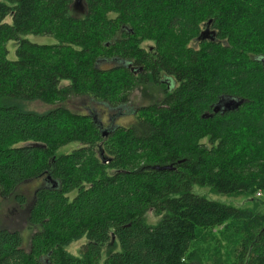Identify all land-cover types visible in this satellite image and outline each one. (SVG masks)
I'll list each match as a JSON object with an SVG mask.
<instances>
[{
	"label": "trees",
	"instance_id": "obj_1",
	"mask_svg": "<svg viewBox=\"0 0 264 264\" xmlns=\"http://www.w3.org/2000/svg\"><path fill=\"white\" fill-rule=\"evenodd\" d=\"M75 3L0 1V195L42 182L30 203L17 194L29 247L0 229V264H264V0H82L84 14ZM149 88L162 99L131 110ZM223 99L244 103L214 113ZM38 102L54 108L29 109Z\"/></svg>",
	"mask_w": 264,
	"mask_h": 264
},
{
	"label": "rangeland",
	"instance_id": "obj_2",
	"mask_svg": "<svg viewBox=\"0 0 264 264\" xmlns=\"http://www.w3.org/2000/svg\"><path fill=\"white\" fill-rule=\"evenodd\" d=\"M1 1V0H0ZM85 10L83 11L84 14ZM81 13V12H80ZM7 23H11V18L6 19ZM26 39L34 44L38 45H55L56 41L50 36H28ZM151 44H144L143 47L146 48ZM7 49L9 51L8 59L9 60H15L16 59V53L15 49L16 46L13 43H9L7 45ZM108 68H111V65L107 66ZM163 95L160 89H154L149 88L146 91H138L135 92L131 96V104L128 107H131V110H135L138 107L147 106L151 102L154 103L156 101H159L162 99ZM65 105L68 109H71L74 112L87 114L88 112L85 110V108L82 106L81 101L76 98L70 99L69 102H67ZM54 107L42 104L40 102L33 103L29 105V109L37 111V112H46ZM98 112L102 113L101 109L97 110ZM115 115V114H113ZM132 114L130 116H127L125 118H122L123 120H120L119 124L122 126H129L131 122L134 121V117H132ZM78 148V144H71L68 146H65L58 150L57 155H66L73 152V150ZM42 182H33L28 183L25 186L19 188L16 191V194L9 198H2L0 195V229H8V230H17L23 234V237L25 238V246L28 248L30 245V240L32 237V231L29 228L27 224V217L26 213L23 212L22 207L18 205L17 203V196H25L28 203L31 202L33 198V192L40 187ZM193 193L196 195H199L201 197H204L208 200L219 202L221 204H224L226 206H230L233 208H245L247 206V201L243 197H236L231 198L226 195L222 194H216L211 191L210 188L205 187H194ZM18 194V195H17ZM257 199H262L264 201V193H258ZM159 219L155 218L152 214L148 216V222L151 225H154L157 223ZM216 234V233H215ZM219 239L222 247L220 249L221 254L223 256L228 257V244L227 242L222 243V240L218 234L215 236V240ZM87 243L86 239L81 240L80 242L74 243L71 247L68 248V252L72 254L73 256H79L80 251L83 248V246ZM212 245H206L205 250L209 251V254L213 256L215 253V247L218 245L214 243L213 241L210 243ZM119 249L117 247L112 248V251H118ZM109 254V251L105 250L103 253V259H105Z\"/></svg>",
	"mask_w": 264,
	"mask_h": 264
},
{
	"label": "water",
	"instance_id": "obj_3",
	"mask_svg": "<svg viewBox=\"0 0 264 264\" xmlns=\"http://www.w3.org/2000/svg\"><path fill=\"white\" fill-rule=\"evenodd\" d=\"M74 10L80 14H83V11L85 10L83 4H82V0H76V3L74 5ZM85 13V12H84ZM203 40H208V39H212V37L210 36L209 31L203 32L201 35V38ZM129 67H131V65H129ZM140 70L142 71V69L140 68ZM244 102L242 101H237L234 99H223L221 100L218 105L214 108V113H218V112H227V111H231L234 109H238L240 106H242ZM107 132H104V135H106ZM159 169V168H156ZM164 169H168L171 170L170 167L168 168H164Z\"/></svg>",
	"mask_w": 264,
	"mask_h": 264
}]
</instances>
